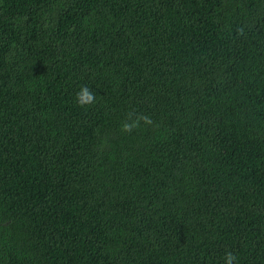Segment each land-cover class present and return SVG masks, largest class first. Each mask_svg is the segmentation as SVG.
<instances>
[{"label":"trees","instance_id":"16d2710c","mask_svg":"<svg viewBox=\"0 0 264 264\" xmlns=\"http://www.w3.org/2000/svg\"><path fill=\"white\" fill-rule=\"evenodd\" d=\"M227 251L264 264V0H0V264Z\"/></svg>","mask_w":264,"mask_h":264},{"label":"clouds","instance_id":"9594fccd","mask_svg":"<svg viewBox=\"0 0 264 264\" xmlns=\"http://www.w3.org/2000/svg\"><path fill=\"white\" fill-rule=\"evenodd\" d=\"M76 103L80 107H86L88 105H93L96 102L95 99V93L91 91L90 88L87 86L81 87L80 91L76 93ZM132 113H129L128 120H125L121 124V131L131 133L134 128H136L139 125V122L143 120L145 123H152L151 119L147 116H137L135 120L132 118ZM237 260V256L231 252L227 251L224 255V261L225 264H234V262Z\"/></svg>","mask_w":264,"mask_h":264}]
</instances>
